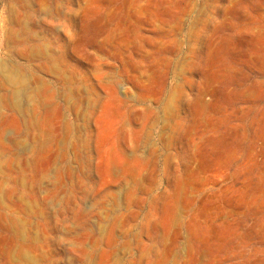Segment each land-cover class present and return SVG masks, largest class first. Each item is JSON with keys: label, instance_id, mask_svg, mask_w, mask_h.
<instances>
[{"label": "rangeland", "instance_id": "rangeland-1", "mask_svg": "<svg viewBox=\"0 0 264 264\" xmlns=\"http://www.w3.org/2000/svg\"><path fill=\"white\" fill-rule=\"evenodd\" d=\"M0 264H264V0H0Z\"/></svg>", "mask_w": 264, "mask_h": 264}]
</instances>
